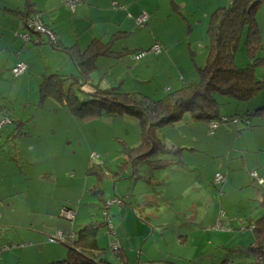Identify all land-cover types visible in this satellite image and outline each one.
Wrapping results in <instances>:
<instances>
[{"label": "crops", "instance_id": "obj_1", "mask_svg": "<svg viewBox=\"0 0 264 264\" xmlns=\"http://www.w3.org/2000/svg\"><path fill=\"white\" fill-rule=\"evenodd\" d=\"M117 1L122 7L113 8L111 6L112 0H82L74 10H71L63 4L62 0H0V82L4 79L7 80L11 68L19 60H24L27 63L26 72L19 75L24 76L25 79L31 78L34 74L37 76L36 78L41 80L42 74L50 71L58 73L76 72L72 60L69 62L60 60L54 68L49 67L48 61L42 62V59H48L49 56L54 58L59 56L60 59H64L61 49L54 48L42 41L40 43L33 40L26 42L19 36L25 27L22 24L21 16L11 10H23L26 2H28L29 6L26 8L28 12H41L43 20L54 27L56 38L66 46L77 43L83 48L94 37L103 41L110 40L115 35L126 37L117 45L113 43V49L121 52V54L124 51L122 57H116L120 53L97 57L96 68L90 74L91 82L100 85L115 84L123 76L131 75L133 81L124 83L125 88L139 85L145 93L160 97L164 90L176 89L184 81L195 80L193 77H197L195 58L199 56L204 62L206 59L204 54L205 52L207 54L208 17L215 7L226 5L232 0ZM173 3L178 6L181 13L172 10ZM142 12L149 14V20L146 26L138 29H147L148 31L140 32L133 42H129L127 38L133 30L137 29L132 17H136ZM189 18L192 19L193 25H190L191 27L188 29L186 23ZM256 20L264 44V1L257 7ZM198 22H202V27L204 24V38H198L194 34L199 27ZM29 35L33 37L31 33ZM155 41L160 42L163 47L162 52L158 55L148 54L139 60H134L129 52H125L126 49L147 48ZM181 60H186L188 64L184 66ZM65 63H67L68 69L63 71ZM160 70L162 76L165 77L161 90L160 87L158 89L154 85V73ZM33 80L34 78H31V81ZM1 95L3 93L0 89ZM233 101L235 100L233 99ZM54 104L55 106L52 108L57 111L58 104L56 102ZM10 112L17 118L14 109H10L0 99V116L7 117L6 115H9ZM17 119L21 118L18 117ZM250 120V122L257 124L248 126L247 121L233 119L226 122L217 121L216 126L212 129L210 121L194 120L186 112L180 121L164 128L162 134L168 145L181 147V150L198 151L194 147L183 144L186 139L196 141L197 137L191 133L194 132L195 127L201 128L205 136L210 139L208 143L214 145L219 144L222 134L229 135L232 133L235 142L227 143L229 146L227 152L225 151L227 160L223 164L225 171H221L224 176L223 184L228 182L231 177L237 178V173L234 172L237 171V166L233 168L230 165V162L236 157L232 155V160H229L237 139L247 133L244 131L245 129L252 131L264 129V120L253 119L252 117ZM18 125L21 133L16 136L10 135L14 129L13 123H3L0 133V264H48L62 258L65 251L63 245L50 242L49 237L56 235L59 231L69 235L76 231V228L90 222L79 224L76 221L68 222V218L65 216V212L73 210L72 204H77L79 197L83 195L87 180L84 179L82 182V191H80L78 186L72 183V176L65 178L67 177L65 174L69 172L67 170L69 168L73 170V165L71 163L64 164L58 170L53 163L57 158L67 159L71 157V153L66 151V147L69 145V134L65 133L62 139H56L55 127L52 125H50L52 132L36 134L30 133L29 129L24 131V122H18ZM218 131L220 132L218 133ZM194 134L196 133L194 132ZM189 135H191L190 138ZM220 142L226 144L223 141ZM237 152L236 150L235 153ZM240 158L242 166L246 165L247 158L243 153H241ZM181 159L182 162L180 163L174 160L175 164L183 165V157ZM88 160L90 161L89 158ZM88 160H84L82 165L87 166ZM217 172L215 171L211 176L213 184L216 183L214 177ZM250 176L254 182V177ZM63 178L66 181L61 183L60 180ZM259 178L262 179L263 176ZM138 181L144 183L142 180ZM260 184H264V181ZM144 185L146 187L148 184L144 183ZM141 187L144 186L141 184ZM66 191L68 194L63 193ZM129 194L132 195L131 192ZM58 195L60 196L58 197ZM150 195L152 194L147 196ZM259 205L261 208L260 216L255 219L250 218L246 225L241 224L239 230H242V233L236 230V241L233 243L230 252L242 259L246 254H262H256L255 243L264 241L263 195L262 199L259 200ZM75 215L74 212V217ZM80 215L79 217L87 218V210H81ZM70 220L72 221V219ZM233 224V221L229 220V227L223 229L232 232V229L235 228ZM222 225L220 221H217L213 226L216 229ZM254 226L261 230L259 237H257ZM232 237L233 234L231 239ZM18 242L23 243V245L17 248L8 247L11 243ZM221 247L225 249V246ZM219 251H221L220 248ZM259 260L261 259L259 258ZM219 263L227 264L224 260Z\"/></svg>", "mask_w": 264, "mask_h": 264}, {"label": "rangeland", "instance_id": "obj_2", "mask_svg": "<svg viewBox=\"0 0 264 264\" xmlns=\"http://www.w3.org/2000/svg\"><path fill=\"white\" fill-rule=\"evenodd\" d=\"M197 24L199 27L194 34L198 38H204V24L203 27L202 22ZM147 31V29L137 28L132 31L127 40L133 42L140 32ZM62 54L64 59H60L59 56L57 58L49 56L48 59H42V62L48 61L49 67L54 68L60 60L71 61L66 53L62 52ZM206 55L205 52L204 58ZM195 61L196 67L202 66L204 63V60H201L199 56L195 58ZM181 62L184 66L188 64L186 60H181ZM235 63L240 67L246 66L243 47L237 50ZM67 69V63H65L63 71ZM161 73V70L154 73V85L158 89L160 87V90L163 88L161 85L165 78ZM196 74L198 76L197 72ZM263 74V69L259 68L256 76L260 78ZM36 77L34 74L31 76L34 78L33 81L31 78L25 79L24 76L15 78L10 71L7 80L4 79L0 82V89L3 93L0 99L5 105L14 109L17 118L24 121V131L29 129L33 134L48 133L53 131L50 126L52 125L55 127L56 139H62L65 133L69 134V145L66 147V151L71 153V157L57 158L53 163L58 170L64 164L71 163L73 165V170L69 168L65 178L72 176V183L77 185L80 191H82L84 179L87 180V184L77 204H72L77 216L75 215L72 221L66 220L68 222L76 221L77 224L91 220L103 221L102 206L105 202L115 196L116 198L123 197L125 200L123 203H113L108 209L115 233L110 235L105 225L99 227L97 231L96 239L99 249L89 252L97 260L104 258L109 264H121L109 248L110 243L114 241L115 243L119 242L117 246L119 244L125 250L128 264H167L166 260L168 259L174 260L178 264H220L219 262L224 259H217L220 253L219 248L225 246L224 252L227 255L236 241V230L240 229L241 224L246 225L250 218L255 219L260 216L259 200L262 199V195L264 196V184H260L258 179L262 176L264 178V129L253 131L245 129L244 131L247 133L237 139L229 157V160L236 157L233 158L230 165L233 168L237 166V171H234L237 173V178L231 177L228 182L223 184H213L211 176L215 171L221 174L225 171L223 164L227 160L225 153L229 148L227 143L235 142L234 136L232 133L222 134L219 144L214 145L208 143L210 139L205 136L201 128L195 127L193 131L196 134L191 133L197 137L196 141L186 139L183 144L194 147L198 151L180 150L183 165H176L174 162L173 165H168L169 167L158 173L160 178L156 182L162 184H154V189L161 192L158 195L152 194L150 198L152 200H148V197L143 194L145 185L141 181H134L133 184L130 179L115 181L107 176H101L102 193L94 195L91 190L97 178L94 174H86V166L82 165L84 160L90 159V153L95 152L99 156L94 162L98 160L105 162L110 169H119L122 162L121 151L126 146H134L139 143L138 119L125 115L111 119L96 117L84 120L74 117L67 107L59 105L55 111L52 108L55 106V102L50 97L45 96L43 100L40 99V78ZM128 81H133L131 75H129ZM77 93L80 101L86 99L82 91ZM218 98L222 100L224 96H218ZM263 98L264 91H261L258 96L243 101L242 106L237 104L238 101L219 105V112L243 113L247 107L259 104ZM214 126L216 125L212 123L211 128L213 129ZM190 136L188 137L190 138ZM220 141L226 144H222ZM183 144L180 145L183 146ZM236 150L237 153H235ZM241 153L247 158V166L241 164ZM126 173L129 172L126 171ZM252 173H254V182L250 176ZM60 181L64 183L66 180L63 178ZM141 184L144 187H141ZM149 189L151 192L154 190L152 186ZM58 192L62 193L59 190ZM63 193L68 194L67 191ZM147 200L148 204H146ZM157 203L159 204L157 205ZM84 209L88 212L87 218L79 217L81 210ZM229 220L234 223L235 228L232 229V232L223 229L229 227ZM217 221L223 225L215 229L213 225ZM239 231L242 233V230ZM56 243L63 245L65 254L67 247L64 243Z\"/></svg>", "mask_w": 264, "mask_h": 264}, {"label": "trees", "instance_id": "obj_3", "mask_svg": "<svg viewBox=\"0 0 264 264\" xmlns=\"http://www.w3.org/2000/svg\"><path fill=\"white\" fill-rule=\"evenodd\" d=\"M263 1L232 0L226 5L215 7L208 17L207 55L203 65L197 67L198 78L192 81H184L176 89L164 90L160 97L145 93L139 85L125 88L124 83L129 82V75L123 76L115 84L100 85L91 82L90 74L96 68L97 57L111 53H120L116 57H122L124 51L121 54V52L113 49V43L117 45L126 37L115 35L107 41L94 37L83 48L77 43L66 46L56 38L54 27L43 20L41 12H28L26 9L29 6L28 2H26L23 10H11L22 18L25 30L21 31L19 36L24 41L33 40L36 43L42 41L54 48L61 49L72 60V65L76 71L75 73L50 71L42 74L39 82L41 100L45 96L50 97L58 105L67 107L74 117L84 120L125 115L134 116L138 119L139 143L134 146H126L121 151L122 162L119 169H110L105 162L98 160L94 162L99 155L95 152L90 153L86 174H94L97 178L91 190L92 194L100 195L102 193L101 176L111 177L115 181L130 179L133 184L142 180L148 184L144 189V195L160 194L161 191L154 189V184H162L156 182L160 178L158 173L163 168L169 167L168 165H172L174 160L178 163L182 162L181 147L168 145L162 130L180 121L186 112L194 120H206L210 123L235 119L247 121L248 126H253L257 123L250 122L251 117L264 120V98L259 104L250 108L247 107L243 113L226 114L219 112V105L232 102L234 99L238 101L237 104L242 106L243 101L258 96L259 92L264 91V74L260 78L256 76L259 68L264 71V44L256 20L257 7ZM62 2L69 9L74 10L82 0H77L73 6L66 3V0H62ZM253 2H257V4L251 6ZM111 6L113 8L122 7L117 0H112ZM173 9L181 13L175 3L172 4ZM142 15H145L146 19L140 21L139 18ZM132 18L137 28L144 27L149 20V14L142 12ZM31 23L40 24L43 30L36 29ZM186 25L189 29L190 25H193L192 19H187ZM30 33L33 37L29 35ZM240 47H243L245 51L246 66L244 67L237 66L235 63L236 52ZM162 50L163 47L160 42L155 41L147 48L126 49L125 52H129L134 60H139L148 54L158 55ZM19 62L26 65L24 72L19 74L22 75L27 70V63L24 60H19L15 65ZM15 65L11 68L14 77L19 76L12 71ZM79 91L85 94L86 99L84 101L79 100L77 93ZM218 96H224V98L219 100ZM6 116H0V133L3 123L14 124V129L10 133L11 136L21 133L18 122L23 123L24 121L15 118L11 112ZM92 153L95 154L93 158H91ZM126 171L129 173L127 174ZM150 186L154 189L153 192L150 191ZM147 197L149 200L152 195ZM113 199L117 202L108 204L107 201L103 204V208L101 207L103 221L91 220L71 233V236L65 234L68 236L60 243H64L67 252L62 257L63 259L59 258L48 264H109L104 258L97 260L89 252L99 249L96 239L99 227L105 225L110 235L115 233L108 209L113 203H123L124 198H116L115 196ZM148 200L146 204L149 203ZM254 229L257 237H259L261 230L255 226ZM113 242L110 243L109 248L113 251L116 260L120 261L121 264H128L125 250L119 244L114 246ZM255 244L256 254H263H258L260 257L250 253L242 259L231 252L226 255L223 250L224 247H220L221 251L218 258H223L227 264H264V241H258ZM22 245L23 243L10 244L8 247L16 248ZM166 262H168L167 264H178L169 259Z\"/></svg>", "mask_w": 264, "mask_h": 264}, {"label": "built area", "instance_id": "obj_4", "mask_svg": "<svg viewBox=\"0 0 264 264\" xmlns=\"http://www.w3.org/2000/svg\"><path fill=\"white\" fill-rule=\"evenodd\" d=\"M77 0H66V3H69V5H71V6H73V4L76 2ZM146 19V16L145 15H142V16H140V18H139V20L140 21H143V20H145ZM32 25H34L35 27H36V29H39V30H43V28H42V26L40 25V24H37V23H31ZM23 37H26V36H23ZM157 49V48H156ZM25 68H26V65H25V63H23V62H19V63H17L16 65H15V67L12 69V71H13V73L15 74V75H19V74H21V73H23L24 72V70H25ZM213 124H215L216 125V123L215 122H212ZM212 123H211V126H212ZM215 127V126H214ZM93 157H95V154L94 153H92L91 154V158H93ZM252 176L254 177V173H252ZM223 180H224V176H223V174H221L220 172H217L216 174H215V177H214V181L216 182V183H222L223 182ZM258 182H262V179H258ZM116 200L115 199H113V200H110V201H108L107 203L108 204H111L112 202H115ZM117 202V201H116ZM65 216H67V218L68 219H73V217H74V211L73 210H67L66 212H65ZM70 236H71V234H69ZM68 235H65V233L64 232H57L56 233V235H54V236H50L49 237V241L50 242H62V241H64L65 239H66V237H67ZM114 246H117V243H115V242H113L112 243Z\"/></svg>", "mask_w": 264, "mask_h": 264}, {"label": "water", "instance_id": "obj_5", "mask_svg": "<svg viewBox=\"0 0 264 264\" xmlns=\"http://www.w3.org/2000/svg\"><path fill=\"white\" fill-rule=\"evenodd\" d=\"M256 4H257V2H253L251 6H254V5H256Z\"/></svg>", "mask_w": 264, "mask_h": 264}]
</instances>
